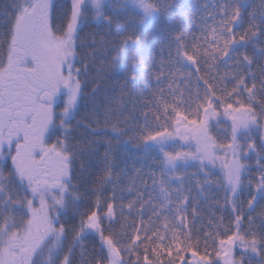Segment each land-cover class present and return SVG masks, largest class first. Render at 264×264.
I'll return each instance as SVG.
<instances>
[{
  "label": "snow or ice",
  "instance_id": "6c2138e0",
  "mask_svg": "<svg viewBox=\"0 0 264 264\" xmlns=\"http://www.w3.org/2000/svg\"><path fill=\"white\" fill-rule=\"evenodd\" d=\"M0 264H264V0H0Z\"/></svg>",
  "mask_w": 264,
  "mask_h": 264
},
{
  "label": "trees",
  "instance_id": "16d2710c",
  "mask_svg": "<svg viewBox=\"0 0 264 264\" xmlns=\"http://www.w3.org/2000/svg\"><path fill=\"white\" fill-rule=\"evenodd\" d=\"M192 0H185V3H191ZM92 31L91 28H86L81 33V38H83L85 35L89 34ZM134 157V153H132L128 148L122 147L120 150V159H126L128 164L131 165L132 159Z\"/></svg>",
  "mask_w": 264,
  "mask_h": 264
}]
</instances>
